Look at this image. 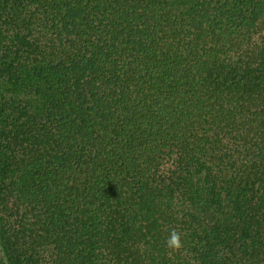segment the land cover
<instances>
[{
    "label": "trees",
    "instance_id": "trees-1",
    "mask_svg": "<svg viewBox=\"0 0 264 264\" xmlns=\"http://www.w3.org/2000/svg\"><path fill=\"white\" fill-rule=\"evenodd\" d=\"M0 264H264V0H0Z\"/></svg>",
    "mask_w": 264,
    "mask_h": 264
},
{
    "label": "clouds",
    "instance_id": "clouds-1",
    "mask_svg": "<svg viewBox=\"0 0 264 264\" xmlns=\"http://www.w3.org/2000/svg\"><path fill=\"white\" fill-rule=\"evenodd\" d=\"M182 233L173 229L166 241L167 247L173 250H179L183 247Z\"/></svg>",
    "mask_w": 264,
    "mask_h": 264
}]
</instances>
